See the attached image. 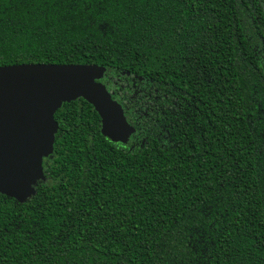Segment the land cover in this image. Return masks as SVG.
<instances>
[{
    "label": "trees",
    "instance_id": "trees-1",
    "mask_svg": "<svg viewBox=\"0 0 264 264\" xmlns=\"http://www.w3.org/2000/svg\"><path fill=\"white\" fill-rule=\"evenodd\" d=\"M18 63L104 66L134 132L63 102L0 264H264V0H0Z\"/></svg>",
    "mask_w": 264,
    "mask_h": 264
},
{
    "label": "water",
    "instance_id": "water-1",
    "mask_svg": "<svg viewBox=\"0 0 264 264\" xmlns=\"http://www.w3.org/2000/svg\"><path fill=\"white\" fill-rule=\"evenodd\" d=\"M105 67L85 63L0 66V193L22 202L44 179L42 159L53 151L63 102L82 97L100 116L101 132L125 142L133 127L100 81Z\"/></svg>",
    "mask_w": 264,
    "mask_h": 264
}]
</instances>
